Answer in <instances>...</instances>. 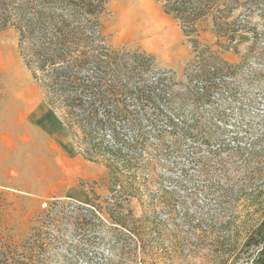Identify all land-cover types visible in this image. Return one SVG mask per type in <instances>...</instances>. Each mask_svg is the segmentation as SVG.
Here are the masks:
<instances>
[{"label": "rangeland", "instance_id": "1", "mask_svg": "<svg viewBox=\"0 0 264 264\" xmlns=\"http://www.w3.org/2000/svg\"><path fill=\"white\" fill-rule=\"evenodd\" d=\"M255 10L253 14L244 7L235 13L243 25L235 42L218 38L207 22L200 27L195 48L178 21L155 0L112 1L103 19L109 44L120 51L152 56L151 72L169 70L176 82L187 84L188 64L197 58L237 75L232 78L236 88L231 101L226 102V95L225 100L216 96L218 105L198 110L202 132L212 137L209 146L201 145L199 137L180 135L184 131L180 129L176 137L166 134L165 144L158 146L155 130L164 127L165 121L156 119L152 124L143 118L141 131L147 134L148 148L139 158L136 175L124 170L119 182L105 165L85 159L60 115L46 104L20 55L17 31L0 32V215L4 234L15 244L18 263L28 262V243L40 237H47L50 246L43 259L35 254L45 264H141L143 247L149 256L156 255L148 264L226 262L237 238L242 242L264 219V0ZM157 11L178 29L180 40L177 47L158 54L145 48L148 37L157 36L163 28ZM32 116L39 128L51 133L52 125L54 131L45 135L35 130L28 121ZM135 131L122 124L120 132L131 141ZM108 140L112 145L114 137ZM133 175L138 192L132 190ZM208 190H214L218 198L226 190L221 200L233 221V238L222 249H215L211 238L200 242L192 235V226L198 225L203 213L217 208L206 196ZM56 200L83 205L92 200L112 219L125 223L126 229L107 224L108 216L101 213L107 225L91 233L99 241L90 250L79 223L60 214L55 215L56 221L51 220L54 216L46 217ZM116 202L125 210L113 207ZM188 216L195 224L189 223ZM43 222L47 227L41 235ZM181 244L189 247L182 254L173 251ZM80 249L96 251V255L86 261L76 252Z\"/></svg>", "mask_w": 264, "mask_h": 264}, {"label": "trees", "instance_id": "2", "mask_svg": "<svg viewBox=\"0 0 264 264\" xmlns=\"http://www.w3.org/2000/svg\"><path fill=\"white\" fill-rule=\"evenodd\" d=\"M112 1L0 0V32L8 28L17 31L20 55L46 104L60 115L85 159L105 165L119 182L118 175L124 170L136 175L139 158L148 148L147 134L141 131L143 118L148 123L161 118L165 121L164 127L155 130L158 146L165 144L166 134L176 137L179 129L184 130L180 135L188 139L199 137L201 145L209 146L212 137L202 132L201 127L204 126L198 110L216 105V96L225 100L226 95V102L231 101V93L236 88L232 78L237 75L217 63L205 59L198 62L197 58L188 64L187 84L176 82L172 71L162 69L151 72L154 68L152 56L120 51L109 44L103 19L110 13ZM155 1L166 15L178 21L194 47L199 42L200 27L207 22L211 23L218 38L222 36L231 43L235 42L243 26L235 13L249 7L254 14L261 2ZM64 109V114L59 112ZM75 110L82 111L77 113ZM122 124L136 129L131 141L126 140V135L120 132ZM110 135L114 137L112 145L108 140ZM135 175L130 177L134 182L131 185L132 190L138 192ZM133 191L130 194H137ZM208 192L206 196L215 201L217 208L213 212L203 213L197 221L198 225L192 226V235L200 242L211 238L215 249H222L229 238H233L230 230L233 221L228 219L229 209L221 200L226 190L222 191L220 198L214 190ZM113 207L125 210L118 202ZM46 211V217L54 216L52 221H56L55 215L60 214L62 219L65 217L68 221L79 223V230L88 237L90 250L98 244L99 240L91 236L98 228L112 223L117 226L115 228L126 229L125 223L112 219L106 209L98 207L92 200L84 205L56 200ZM101 213L108 216L107 224ZM87 217L95 221H88ZM188 220L189 223L196 222L192 216H188ZM45 227L47 225L43 222L41 235ZM4 233L0 215V264H11L9 261L12 264H45L37 260L35 254L38 259H43L50 247L47 237L31 240L28 243L31 251L28 262L24 260L18 263L19 259L14 255L15 244ZM243 238L242 242L237 238L241 245L236 240L237 245L234 243V251L224 264H264V219ZM186 247L189 244L175 245L173 251L182 254ZM143 248L141 264H148L156 255L149 256L148 250ZM90 250L84 252L80 249L76 252L84 255L87 261L96 255V251ZM10 254L13 255L9 257Z\"/></svg>", "mask_w": 264, "mask_h": 264}, {"label": "crops", "instance_id": "3", "mask_svg": "<svg viewBox=\"0 0 264 264\" xmlns=\"http://www.w3.org/2000/svg\"><path fill=\"white\" fill-rule=\"evenodd\" d=\"M159 20L161 21L160 23L163 24V28L161 30V33L158 34L157 36L148 37V39L145 43V48L147 50H150V51L157 53V54L162 53V51L165 49H167L169 51V49L171 50V49L177 47L180 43L178 29L176 27L174 28L173 25H170V21H168L167 19L162 17L161 14L159 16ZM148 41H152L151 44L147 45ZM163 45H164V47H163ZM33 118H34L33 116L30 117L28 121L32 124V126L36 127L35 130L39 129L45 135L46 134L50 135L54 131L52 129V127H53L52 125H50L51 133L48 132L47 130L39 128L38 124H37L38 121H36V119L34 120ZM50 124H52V120H50Z\"/></svg>", "mask_w": 264, "mask_h": 264}, {"label": "bare ground", "instance_id": "4", "mask_svg": "<svg viewBox=\"0 0 264 264\" xmlns=\"http://www.w3.org/2000/svg\"><path fill=\"white\" fill-rule=\"evenodd\" d=\"M141 3H142V2H141ZM143 3H144V2H143ZM143 3H142V6H143ZM146 5H147V2H146ZM146 5L144 4L145 7H147ZM147 9H148V8H147ZM147 9H146V10H147ZM152 10H153V9H152ZM147 11H148V10H147ZM152 12H153V11H152ZM152 12H151V13H152ZM146 13H147V12H146ZM148 13H149V12H148ZM128 14H130V13L128 12ZM128 14H127V16H128ZM151 17H153L152 14H151ZM130 18H131V17H130Z\"/></svg>", "mask_w": 264, "mask_h": 264}]
</instances>
